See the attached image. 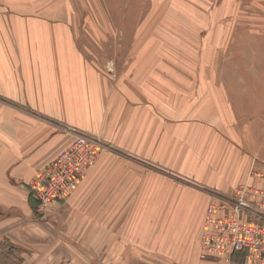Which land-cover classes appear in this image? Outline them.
<instances>
[{"label":"crops","instance_id":"0c3cea01","mask_svg":"<svg viewBox=\"0 0 264 264\" xmlns=\"http://www.w3.org/2000/svg\"><path fill=\"white\" fill-rule=\"evenodd\" d=\"M46 1L0 0V242L25 256L65 249L70 264H245L201 260L199 239L220 196L264 189V34L247 41L262 50L259 72H222L221 24L212 59L201 39L192 56L152 33L113 59L70 9ZM212 1L222 18L235 14L222 2L241 0ZM246 1L264 15V0ZM226 80L261 85L233 95ZM69 129L116 152L39 220L29 185L71 145Z\"/></svg>","mask_w":264,"mask_h":264},{"label":"rangeland","instance_id":"374dc122","mask_svg":"<svg viewBox=\"0 0 264 264\" xmlns=\"http://www.w3.org/2000/svg\"><path fill=\"white\" fill-rule=\"evenodd\" d=\"M46 2L47 8L70 9L74 14L73 19L81 27L82 32H88V34L92 32L96 46L99 44L100 47L102 41L106 42L105 51L113 59H118L119 55L129 57L133 54V48L139 46L135 42L145 40L152 34L159 38L167 36L169 39L170 37L175 47L183 45L189 47L192 56L196 55L195 45L201 39V52L212 59L213 43L218 35L217 40L222 43V52L218 54V58L223 62L222 72L245 74L261 71L256 63L261 59V48L256 49L255 44L249 46V42L247 43L251 41L249 37L252 35L255 40L263 41L264 15L261 2L255 4V7L246 0L222 2L225 10L234 9L235 11L232 17L226 15L222 18L214 16V8H217L219 2L212 0H54ZM216 24L224 26L221 33L217 35L214 32ZM144 25H151L152 29L146 28L140 33L139 27ZM229 25L234 27L231 31ZM252 28H254L253 33ZM119 48H121L120 52H118ZM101 51L102 49L99 48V52ZM257 51L259 60L256 58ZM254 56L255 59L252 58ZM246 83L249 86L261 85L260 81L233 80L223 81L222 84L228 93L230 90L235 95L236 88L246 89ZM109 151L115 150L111 148L106 152ZM50 210L43 219L35 209L39 220H47ZM35 245H32L33 248ZM52 250L53 254L61 252L60 248ZM62 252L64 255L61 257L38 256L43 251L38 252V255L25 256L21 249L4 241L0 242V264H44L45 260L49 261V264H70L71 257L65 253L67 252L65 249H62Z\"/></svg>","mask_w":264,"mask_h":264},{"label":"built area","instance_id":"2783aa9c","mask_svg":"<svg viewBox=\"0 0 264 264\" xmlns=\"http://www.w3.org/2000/svg\"><path fill=\"white\" fill-rule=\"evenodd\" d=\"M73 141L29 185L37 214L45 218L64 202L97 159L110 150L101 138L69 129ZM211 204L199 239L201 260L239 254L245 264H264V189L249 185ZM216 212L223 213L216 217Z\"/></svg>","mask_w":264,"mask_h":264},{"label":"trees","instance_id":"16d2710c","mask_svg":"<svg viewBox=\"0 0 264 264\" xmlns=\"http://www.w3.org/2000/svg\"><path fill=\"white\" fill-rule=\"evenodd\" d=\"M242 258V257H241Z\"/></svg>","mask_w":264,"mask_h":264}]
</instances>
